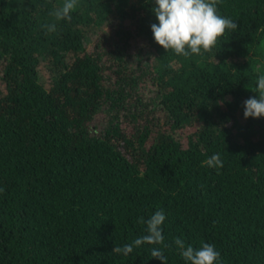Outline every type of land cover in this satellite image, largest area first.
I'll list each match as a JSON object with an SVG mask.
<instances>
[{
  "label": "trees",
  "instance_id": "obj_1",
  "mask_svg": "<svg viewBox=\"0 0 264 264\" xmlns=\"http://www.w3.org/2000/svg\"><path fill=\"white\" fill-rule=\"evenodd\" d=\"M62 3L0 0V264H162L159 245L113 252L159 209L167 264H189L178 237L264 264V117L243 115L264 0H219L238 29L190 57L155 42V0H79L55 21Z\"/></svg>",
  "mask_w": 264,
  "mask_h": 264
},
{
  "label": "clouds",
  "instance_id": "obj_2",
  "mask_svg": "<svg viewBox=\"0 0 264 264\" xmlns=\"http://www.w3.org/2000/svg\"><path fill=\"white\" fill-rule=\"evenodd\" d=\"M218 3L219 0H155L152 11L159 22L151 25L155 42L167 52L172 50L178 56L211 53L219 42L218 38L223 37L226 31L235 32L238 29V25L231 18L219 13ZM78 6L79 0H63L62 5L55 7L49 15L55 21H71L72 12ZM43 27L48 33L57 31L55 22L46 23ZM252 91L258 94V98L250 97L244 102L245 119L264 117V74L257 77ZM204 164L216 169L223 167L219 154H213ZM3 191L0 188V192ZM165 220L163 209L155 211L147 220L140 217L139 223L146 225V234L130 244L114 247L113 252L128 256L134 248L144 244L159 245L162 247H152L151 257L167 264V257L162 250L167 247L162 228ZM174 244L189 264H220L221 254L213 244L202 243L199 248H194L192 245L186 246L179 237L174 240Z\"/></svg>",
  "mask_w": 264,
  "mask_h": 264
}]
</instances>
